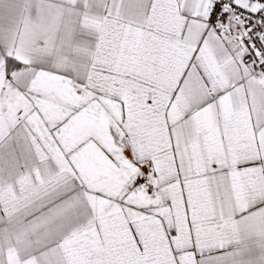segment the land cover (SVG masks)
<instances>
[{
  "label": "snow or ice",
  "instance_id": "obj_1",
  "mask_svg": "<svg viewBox=\"0 0 264 264\" xmlns=\"http://www.w3.org/2000/svg\"><path fill=\"white\" fill-rule=\"evenodd\" d=\"M0 264H264V0H0Z\"/></svg>",
  "mask_w": 264,
  "mask_h": 264
}]
</instances>
